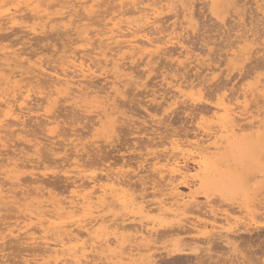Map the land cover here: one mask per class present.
Segmentation results:
<instances>
[{"label":"rangeland","instance_id":"374dc122","mask_svg":"<svg viewBox=\"0 0 264 264\" xmlns=\"http://www.w3.org/2000/svg\"><path fill=\"white\" fill-rule=\"evenodd\" d=\"M105 1L106 0L101 1V2H103V4H104ZM115 1L110 0V2H109L107 0V3L105 2L106 4H104V5L100 2V5L102 4L100 8H102L104 10L100 9L101 11H100V14H98V15L99 16L102 15V13H104V11H105V14H108V12L109 13L114 12L115 10H113V9H115L120 4L121 0L120 1L118 0L116 2ZM144 1H147V0H141V2H144ZM187 1H190L192 3L191 11L192 10L194 11V12L192 11L193 18L191 19L190 24L189 23L184 24L185 19H184V17H182L183 16V8L181 6H179L178 4H176L178 7L176 5L172 6L173 8L170 9L172 12L167 11L168 9H165L164 13L163 12L160 13V17H158V19L160 18L159 19L160 21H158L159 22L158 26H159V29H161V27H162L163 29H161V30H164L163 32L162 31L160 32V34L162 33L163 38H164L163 33L167 31L166 29H170L169 26H171V28H172L173 25L178 26L181 23H183L184 27H188V29L191 28L187 32L188 35L185 32L182 33L183 35L181 34L182 35L181 36L182 41L184 40L183 42H184L185 46L189 47V48L188 47H186V48H188L189 51L190 50L192 51L191 53H192V56H194V58H195L194 54L200 56V57L197 56V58H199V59L201 58L202 62H201V60L200 61L198 60L199 64L202 63L201 66L198 64L197 61H196L197 63L196 62L194 63L195 60H193L192 67L190 66L191 69L188 70L189 69V67H188V69L186 68L187 70L186 69L184 70L182 68V66H180L178 64V62L176 60L180 59L179 57L181 55H184L183 52L185 50L182 49L181 47L177 46V45H175V46L170 45L168 47V49L166 51H164V52H167L166 56H163V58L160 57L162 59L155 58L153 60L152 64L154 66L152 65L150 67L149 63H147V61H149V60L144 59L145 57H142L141 55H138L136 59H133V61L129 60V63H127L129 65L126 64V66L128 68H125V69L128 70L129 67L130 68L132 67L130 71L128 70V72H129V74H131V76H132V74L134 75L133 76L134 80L132 79L134 83L132 82V84H130L131 85V87H130L128 81L123 82L125 84H122V85H125V86H122L120 88V90L122 89L121 90V93H122L121 97H123V98H120V97L118 98V97H116V95L113 96L114 92L111 89L112 83H113L112 82L113 77L111 74L112 69H111V67H110V69L108 67H105L107 70L104 69V71L106 70L108 72V73H105L106 71L104 72L103 68L101 70L102 66H100V65H102V64L99 65L100 69H99V67H98L99 70L97 69V71H99V72H97V74L94 75L96 78L91 77V78H93L92 80H90L91 78L89 80L87 79L89 83L86 82V80L84 81L86 83L83 82V85L84 86L86 85L87 88H89L88 91H90L91 88H92L91 91L92 90L93 91H92V96L87 101L79 103L80 105L78 104L77 106H74L76 104H74L73 101H71V100L66 101V100H64L65 97H61V96L60 97L58 96V97L60 98V100H63V102L60 101L59 98H56V97H53V98H56L55 101L52 98L50 100L51 101L53 100V102H49V101H47V98L45 95H41V94L37 95V92H35L36 94L33 93L31 99L29 100L30 102H28L29 110H31L32 113L31 112H30V114L28 113L29 115L27 114V116H25L26 114H24L22 116L24 118L21 117L22 120L24 121L23 122L21 120L22 128H20L21 124L14 125V124H12L13 123L12 121H10V124H8L9 121L7 123L5 122V129L6 130L4 131V133L5 132H7V133H5L4 135H5L6 140H7L6 146H8V147L0 146V149L2 150V151L0 150L1 154L3 153L0 158H3V157L4 158H15V154H16L17 155V157L15 159L16 162L20 161L19 164L30 162L29 164L32 163V165L38 166L39 170L36 167L35 168L37 170L35 168H34V170H32L33 169L32 167H25L26 169L25 168L22 169L21 166L17 165L18 163H15V161H13V163L10 164L12 162V160H11V162H9L10 160L7 162H1L0 161V179H4L7 183V184H5V183L3 184V185H6V187H4V188L8 187L9 189L11 188V189L18 191V193H21V192H19L20 188L22 189V186L25 184V183L23 184V182L21 180L24 179L25 176H26L25 179H28L29 177H31V179H33V176H32L33 174L36 175L35 173H38L40 176V173H41L44 176L41 175L40 179H42L43 177L45 179L48 178V179H46L45 183H43V181H42L44 178L41 180V183H43V186H41L42 184L38 185L37 183L33 184L31 186V184L29 183L30 186L28 184H25V186L27 185L28 188L25 189V186H24V188L22 190L24 191V189H25L26 192H29L30 190H32V191L35 190L37 187L38 188L40 187L42 189L44 188V192L46 195H44L43 198L40 197L41 199L38 197V199L40 201L42 200V201L47 203L46 199L49 200L51 198L50 200H52L54 202H56V201L60 202V201H64L65 198L68 196V193L65 192V191H67V189H68V191L73 190V187H70V185L72 183L77 181L76 183L78 185L83 184V185H85V188H87V190H89V188L91 189L90 186H92V184L90 183L91 181L88 180V178L86 176L96 175L99 177V179H100V177L102 179L103 175H105L104 172L108 168L112 167V169L115 172L116 171L118 172L122 169L121 166L123 163H127V167L124 168L126 171L124 169H123V171L129 172L128 170H130V171H132L133 169L135 170L137 168V166L141 165L140 163L142 161V165L144 163L143 166L146 165V168L148 167L147 170L145 168L143 169L144 172L151 171V172H148V174L150 176L147 173L144 174L145 177L147 176L145 181H148L150 183L149 185L146 184L144 186V188L148 189L147 191L143 192V190H142L143 188L138 185L139 182H137V185H138V188L139 187L140 188L138 190L135 188L137 190V192L134 188H133L134 190L131 189V191L129 192L128 190L124 189L126 187H124V188H122L120 186H119V188H118V186L117 187L115 186V188L112 187L108 181L106 182V179L105 180L100 179L102 182L101 181L99 182L98 188L100 186H102V187L107 186V189H109V191H111L112 189H117L111 193L116 199L120 198L118 196L119 194L117 193V191H119V190H120L119 191L120 193H122V192L124 193V192L128 191L131 194H135L134 196H137V197H139V195L141 196L145 193L147 195V193L150 192V194H149L150 196L148 197V195H147L146 201H149V206H150V204H152V209H154V210L152 211V209L149 208V211H151L150 213L148 212L147 214H141L139 212V210L137 211V208H133L131 206L129 207L126 204H118L117 203L118 207L115 205L114 206L111 205V206L106 207L105 204H103L97 200H94L93 203L87 202V204H86L89 207L92 205L90 207L91 209H87L88 214L86 211L85 218L83 219V225L84 226H86V223H88L89 226H91V227H89L87 225L86 228H92L93 227L92 228L93 230H95V228L96 229L99 228V231L95 230L97 233L98 232L100 233V234L98 233V235H100L101 238H102V236L103 237L105 236L104 240H106V239L110 240L111 239L110 240L111 242L113 239V243H114L115 239L112 238L111 236H114L116 234L117 229H118V231L119 230L120 231L119 232L117 231L116 235H118V233H119L120 236H124L125 233L126 234L128 233L127 234L128 236L129 235L134 236V234H135V233H133V232H135L134 231L135 229L134 230L131 229L130 231L132 232V234H130L131 233L130 231L122 232L123 229H119L117 227L120 224L118 222H120V221L123 222V221H125L124 219H126L125 224H128V223L131 224V222H132V224L136 223V225L138 224L139 226H141L140 224H142L144 227H146V224H147V227H146L147 230H148V228L150 230H153L158 225L157 229H155V230H157V231L158 230H164L165 232L162 233V231H160V232L159 231L158 232L157 231H155V232L151 231V238L149 237V241H148L149 247L148 246L147 247L140 246V247H138V251H135V253H138L139 255L141 254V256L139 257L140 259L137 260L138 262L140 261L139 264H144L145 263L144 260L146 259V257L147 258L149 257V259H146V260H149V261L154 260V264H264V129H261L260 131L252 129L249 126L250 121L249 120L245 121L246 124L244 122L241 123V125L244 124L243 126H245V129H244L245 131L238 133V137H239L238 140L239 141L237 143L232 144V145L221 143L220 147L223 146L220 148L221 151H219V150L217 151L216 148H213L211 150V153H210L211 155L209 154L210 156H206L207 157L206 167L210 169L209 174H215L216 176L217 175L218 176H217V178H215V180L212 181L214 184L210 183L208 186H206V184L203 183V180H204L203 176L204 175H202L201 177L200 176L195 177L197 175V172H196L197 169L195 167L196 165H195L193 158H197V160H199V158L197 157V154H198L197 151L193 147L186 146V144H185V148L183 146L181 151L178 149L180 151L179 152L178 150L173 149V147L171 146L172 144L169 143V142H171V140L176 141V142L180 141L179 143H181V142L184 143L187 141L192 142L199 137H203L202 140H205L207 138L205 140L206 145H213V142H215L214 139L208 138L205 131H207L208 133H211V132L214 133L213 132L214 130H215V132H216V130H218L217 126L219 125V122L214 117L213 113L216 111V106L220 102L229 103L228 101L231 100L230 103H233L232 104V105H234L233 108H235L236 111H238V112L245 113L244 116L251 118L250 119L251 122H254L255 120L257 121L261 118V116H259L260 113H262V112L264 113V93H263L264 92V67H263L264 66V5H263L264 0H229L230 5L228 2L227 8L229 7L230 9L229 8L225 9L224 8L225 5L224 6L222 5V7H219L217 10H214V7H211V6H213L212 0H202V1L201 0H187ZM234 1H236V2H234ZM108 2L109 3L115 2V3L111 4L112 6L110 7V4ZM208 2H210V3H208ZM231 2H233V3H231ZM231 4L234 5L235 7L237 4V7H236L237 10H235V7L232 6ZM106 5H108V7ZM102 6L103 7L106 6V7L103 8ZM106 8H110V9H106ZM176 8H177V10H176ZM194 8H195V10H194ZM240 10L242 11L241 14H243V15L241 17H243V18H241L239 20V18L237 17V14L240 12ZM178 11H180V12L177 13ZM213 12H214V14H213ZM180 13H182V16ZM98 20L99 19L97 18V20H95V21H98ZM19 27H20V29L18 27H16L18 29L15 28L17 31H14L12 29V31H14V32H12L11 30H6V29H5L6 31L3 30V32L0 33V36L2 37V41H0V42H2V44L0 43V46H3V45L9 46L10 45V47H13L12 45L14 44V47H13L14 50L20 51L19 48H21V51H22V49L23 50L25 49L24 51L27 52L28 54H30L29 56H32V55H34V53L38 52L34 56L37 57L38 59L41 58L40 60L45 61V64H46L45 66L46 67L48 66L47 68L50 67L49 70H51L52 68L53 69L60 68V61L58 62V60H60V58L63 56V53H62L63 50L68 49L71 45H72V49L74 47L81 48V46H82L81 43L78 44L76 41V37L78 35L75 34V31H69L67 29L69 32L67 31V33H66L65 32L66 29L63 27H60V26H58L52 30L49 29V30H47L48 32H46V33H43V34L38 33L35 35L34 34H30V35L26 34L25 32H23L24 29L23 28H22L23 30L21 29L22 25H20ZM94 28L100 29L99 27H97V25ZM64 29H65V31H64ZM20 30H21V32H20ZM9 32H12V33H9ZM72 32H74L75 35H73ZM153 32H154V30H153ZM49 33H50V35H49ZM2 34H3V36H2ZM11 34H13V35H11ZM20 34H22V35H20ZM24 34H26V36L29 35L30 39H28V37H26ZM62 34H64V35H62ZM167 34L165 35V37L167 36ZM37 35H39V36H37ZM47 35H48V37H47ZM155 35H156V33H155ZM155 35H154L155 38H157V37L162 38V36L159 35V33H157V35H156L157 37ZM35 36L37 39L35 38ZM183 36H185V37L183 38ZM252 36H254V37H252ZM20 37H21V39H20ZM4 38L5 39L7 38L9 40L8 41L5 40V42H4V40H3ZM57 39H58V41H57ZM254 39H256V40H254ZM72 40L74 41V43H76L75 46H74V43ZM68 41H71V42H68ZM240 41H242V42H240ZM28 42H30V43H28ZM235 42H237V44ZM16 43H18V44L20 43V44L19 45L17 44V46H15ZM35 43L38 45L36 46ZM21 44H22V46H21ZM23 44H24V46H23ZM19 46H21V47H19ZM16 47H18V48H16ZM177 47H179V48L177 49ZM27 48H28V50H27ZM45 49H48V50H45ZM181 49L184 51L182 52ZM174 51H175V53H174ZM251 53H253V54L251 55ZM141 57L143 60L141 59ZM164 57H166V58H164ZM156 59H158V60H156ZM47 60L49 62H47ZM51 60H52V62H50ZM160 60H163V61H160ZM166 61H168V62H166ZM191 61L192 60H190V62ZM207 61H208V63H207ZM132 62H133V64H132L133 66L131 65ZM143 62H144V64H143ZM203 64H205V65H203ZM167 65H169V66L167 67ZM195 65H196V68L194 69ZM174 66H176V67H174ZM199 66L201 69L197 68ZM103 67H104V64H103ZM210 67H212V68L215 67L216 69L213 68V70H212V68H211L212 71H210ZM136 68H138V69H136ZM165 68H166V70H165ZM175 68H178V69H176V71H175ZM149 69H151V70H149ZM192 69H194V70H192ZM108 70L109 71L111 70L110 71L111 73ZM172 70H173V72H172ZM181 70H183V71H181ZM198 73H201V74L199 75ZM206 73H208V74L206 75ZM108 74H109V76H111V78L108 76ZM136 74H137L138 78H136ZM140 74H142L143 76L145 75V76L143 77ZM202 74H203V76H202ZM211 74H213V75H211ZM106 75L108 76L107 78L105 77ZM8 76L14 80V79H18L21 76L24 77L25 75L23 74V72H20L16 69H13L11 71V73L8 74ZM99 78H101V79H99ZM188 78H189V81H188ZM179 79L181 81L183 80L188 86L186 88H183L184 96L181 98L178 95L175 99L172 98L171 100H168V102L166 104H161L162 102H164V99H167V98L169 99L174 94V92H173L174 90L172 89L171 86L175 85L176 80H179ZM198 83L200 84L199 86H198ZM97 84L99 86L102 85L103 87H101V86L99 87ZM86 86H85V88H86ZM258 86H260V87L258 88ZM105 87L106 88L108 87L106 90L109 91V95H108L107 91L105 90ZM156 90H157V92H156ZM249 90L251 92H249ZM98 91H100V93H102V94L105 92L104 96H110L111 102H113V99L117 100L115 102V104L118 106L117 109L120 111V113H118L116 116H111L108 118L104 117V115H102L103 112L101 111L102 110L101 104L99 103V101H97L95 99L96 94L93 95V92L98 93ZM126 91L128 92V94ZM141 92H142V94H141ZM146 92H147V94H146ZM160 92H162V93H160ZM247 93H248V95H247ZM38 94H39V92H38ZM245 94L247 95V97ZM244 95H245V97H244ZM156 97H158V98H156ZM177 98H179V99H177ZM245 98L249 102H247ZM244 101H246L248 103V105H246L247 103L245 104ZM48 103H50V104H48ZM31 104H33V106ZM59 104H60V109H59ZM244 104L246 105V107ZM64 105H65V108H64ZM84 106H86V108H84ZM42 107H44V108L42 109ZM69 107H71V108H69ZM33 108H35V110ZM48 108H49V110H48ZM127 109H128V112H127ZM149 109H151V110H149ZM37 110H39V111H37ZM84 110H86V113ZM82 111H83V113H81ZM122 113H125V114L122 115ZM148 113L151 117L149 115H147ZM86 114H88V115H86ZM120 114L122 115V117L127 114L126 115L127 117L125 116L126 119L123 117L125 120H121ZM133 114H135V115H133ZM246 114H248V115H246ZM118 115L120 116V119H119ZM38 116H39V118L37 120ZM101 116L104 118H102ZM219 116H220V114H219ZM109 118H110V120L112 119V122L109 121ZM127 118L129 120H131V122L130 121H129V123L125 122L126 124H124V121H126ZM211 118H214L215 120L211 119ZM46 120H47V122H46ZM44 123L46 126H44ZM111 123L114 126L111 125ZM214 126H215V128H214ZM116 127H117V129H116ZM246 127H247V129H246ZM249 127H250V129H249ZM18 128L20 129V132H19ZM9 130L11 131V133ZM246 130H248V131H246ZM133 131H135V132H133ZM173 133L175 136L173 135ZM58 134H60V135H58ZM144 134L146 137L144 136ZM170 134H172V135H170ZM50 135H51V137H50ZM194 135H195V137H194ZM69 136H70V138H69ZM183 136H186V137H183ZM53 138H55V139H53ZM60 138H61V141H63V143L60 141ZM163 138L165 139V141ZM80 139H81V141H80ZM152 139H154L155 141H153ZM210 140H212V141H210ZM55 142H57V143L55 144ZM167 142H168V144H167ZM24 143H25V145H24ZM51 143L53 145H51ZM79 143H81V144H79ZM86 143H87V145H86ZM153 143L154 144L157 143V144L152 146ZM91 145H93V146H91ZM127 145H128V147H127ZM158 145H159V147H158ZM30 146H31V149H30ZM41 146H43V147H41ZM136 146L137 147L139 146V147L137 148ZM45 147L47 149H45ZM88 147H89V149H88ZM151 147H153V148H151ZM58 148H59V150H58ZM122 148H123V150H122ZM146 148H148V149H146ZM48 149H50V150H48ZM90 149H91V151H90ZM128 149H129V151H128ZM14 150H15V152H13ZM45 150H47V151L45 152ZM174 150L177 154V159H179V161H181L180 162L181 165L187 164L188 166L187 165L186 166H187V168L189 167L188 169L190 171L189 174L193 176V178H192V176L190 178V175H189V179H188L190 186H192L191 190H190V188L186 187V184H184V180L182 181V180H180V178H178V180H177V178L174 179L175 185L179 184V185H177V187L182 193L189 194V192L192 191L196 195L197 200L199 201L198 203L200 204V206H202V207L207 206L210 208V209L207 208V210L214 209L215 211H217V213L219 215L229 214L232 217V218L230 217V219H233L230 221L231 222L230 225H227L230 222L227 224H226V222H224L223 217L221 218L220 216H217V218L218 217H219V219L221 218L219 221V219L214 218L211 214H210L211 216H209V217L205 216L206 214L208 215V213L206 212L207 210L202 209V208H201L202 210L197 208V211H196V208L194 209L198 215L196 213H194V211L192 212V210L191 211L189 210L190 211L189 212L188 209H186L187 210L186 211L184 208L181 209V208H177L176 206H170L169 207L167 205L168 206L167 207L165 205V207L163 206V208L161 210L159 209L160 211L158 209H155L158 207L159 203L163 202L164 204L166 203V204L170 205V204H172V202L168 201L166 199L167 198L166 196H162V197L160 196L161 192L167 193V192H165L166 187L164 186L167 183V181H164V179H161V176H160V178L158 176L156 178L155 176L161 175L162 173H160V172L163 169H165V167H164V163H162L164 161H160L159 164H161L162 166H160L159 164H157V165L161 167V169H162L161 170L160 167L155 165V163L157 161L155 162L154 158L159 156V159L163 160V158H165L167 156V154H169L170 152H172ZM79 151H80V154H78ZM24 153H25V155H24ZM50 155H51L52 160H50ZM213 155H214V158L212 157V159H211V156H213ZM10 156H12V157H10ZM78 156H79V158H77ZM142 157H144V158L142 159ZM130 159H131V162H130ZM146 159H148V160H146ZM46 160H48V161H46ZM144 160H146V161H144ZM185 160L187 162H184ZM204 160L206 161V158ZM209 160H210V162H209ZM245 160H246V162H245ZM34 161H35V163H34ZM98 162H99V164H98ZM118 162H120V163L122 162V163L119 164ZM182 162H184V163L182 164ZM82 163L84 164V166H82L83 165ZM114 163H116V164L118 163V165H117L118 168L114 165ZM129 163H131V164H129ZM136 163H138V164H136ZM208 163H210V165ZM219 163H220V165H219ZM40 165H41V167H40ZM213 165L215 166V168ZM18 166H19V168H18ZM63 166L64 167L66 166V167L64 168ZM79 166H81V167H79ZM153 166H154V168H153ZM211 166L213 167V169L211 168ZM85 167H86V169H85ZM90 167H92V168H90ZM151 167L153 168V170ZM162 167H164V168H162ZM156 168H159V170ZM51 170L52 171L54 170L55 175L53 174V172H51ZM211 170L213 173L211 172ZM3 173H5V174H3ZM156 173H159V174H156ZM165 174L166 173H164L163 175L165 176ZM54 176L56 178H54ZM20 177H23V178H20ZM197 178H198V180H197ZM75 179H76V181H75ZM81 179H83V180H81ZM167 179H169V178H167ZM199 179L202 181H200ZM4 180H3V182H5ZM47 180H49V181H47ZM163 181H164V185H163ZM176 181H178V182H176ZM134 182H136V181H134ZM182 182H183L184 186H183ZM19 183H20V185H19ZM86 183H88V184H86ZM107 183H109V185H110L109 187H108ZM155 183H156V185H154ZM200 183H202V185ZM51 184H53V185H51ZM153 185L155 186V188H157L155 191L153 190V187H154ZM10 186H12V187H10ZM156 186H159V187H156ZM28 189H30V190L28 191ZM127 189H128V187H127ZM209 190L211 193L209 192ZM154 192H156L155 194H157V193L158 194L157 195L151 194ZM20 195H22V194H20ZM19 197H22V196H19ZM33 198H36V196L35 197L33 196ZM30 200H32V199H30ZM162 200H164V201H162ZM204 201L205 202L207 201V202L205 203ZM30 202L31 201H29L28 203H30ZM157 202H158V204H157ZM95 203H97V205ZM93 205H95L96 207L95 206L93 207ZM16 206L17 205H12V204L8 205V207H6V206L4 207V205L1 206V210L3 209L2 207H4V209L5 208L6 209L5 210L3 209L2 211L0 210L1 217H4L3 219L0 218V225H2L4 223L5 225L4 224L3 225L6 227V223H8L7 225L11 224V223H9L10 219H7V218L11 217L13 215L14 216L17 215V213H18L17 211H19V210L17 208L18 206L17 207ZM88 206H87V208H88ZM97 206H99V207L97 208ZM13 207H16V208H13ZM173 207H176L177 209H179V211L176 210L178 212L177 216H175L176 211H173L174 210ZM164 209H169V211L164 210ZM11 210H13L12 215L9 213V212H11ZM94 210H96V211H94ZM198 210H200V211H198ZM4 211L5 212L7 211V213H5ZM201 211H203V213H201ZM205 212H206V214H204ZM19 213H18V215L21 214V213L20 214ZM201 214H203V215L201 216ZM259 214H261V215H259ZM14 216L11 217V219L12 218L15 219L16 216L15 217ZM185 216L187 219L185 218ZM103 218H105V220H106L105 222H103V220H104ZM195 218H197L198 220L195 221L196 220ZM199 218H200V220H199ZM202 218H203L204 222H206V224H204L206 226L203 225L204 227H202V225H201V226L195 227L194 225H197L198 223L196 224V222H198V221H200L202 224L204 223V222H202ZM13 219H12V221H13ZM115 219H117V220H115ZM121 219H123V220H121ZM3 220H5V221H3ZM113 220H114V222H116V225L118 224L117 226H114ZM87 221H89V222H87ZM190 221H192V222H190ZM90 222H91V224H90ZM186 222H188V223H186ZM144 223H145V225H144ZM152 224H153V226H152ZM211 224L212 225L216 224L217 229L213 228V230H211V227H213V226L216 227V225L211 226ZM180 225H182V227ZM94 226H96V227H94ZM106 226L108 228H106ZM139 226H136V229L137 228L139 229ZM113 227H116V229ZM186 227H187V229L189 227V229H188L189 231H185ZM194 227H195V229H194ZM205 227H207V228H205ZM218 227H219V229H218ZM221 227H224V229H222ZM190 228H191V230H190ZM227 228H229L230 231H226ZM2 229L0 227V233H1V231H2V234L9 233L7 229H6L7 232H5ZM114 229H115V231H114ZM179 230H180V232H182V233L185 232V233L182 234V233L178 232ZM221 230H222V232H221ZM107 231H109V232H107ZM52 232L53 231L50 230V233H48V234L51 235ZM152 232H153V235H152ZM156 232H157V234H156ZM168 232H170V233L168 234ZM220 232H221V234H220ZM231 232H233V233H231ZM235 232H236V235H235ZM113 233H114V235H113ZM212 233H214V235L219 234L220 236L215 235V237H214L215 240L213 241V243H211L209 245L208 241H206L207 240L206 238L210 237V236H214ZM223 233H225V234L228 233L229 235L233 236V239L231 236H229V240H231L230 243L231 244L233 243L234 246H233V244L231 246H227L226 244L223 243L226 239V236H227V235H224ZM53 234H54V232H53ZM154 234H155V236H154ZM7 235L9 236V234H6L4 236V238L7 237ZM98 235H95V232H94L93 236L96 237ZM108 235H110V237ZM165 235H166V237H165ZM168 235H169V237H168ZM152 236H154V237H152ZM114 237H116V236H114ZM193 237H196V238L198 237L199 240H198V238L196 240H194L195 238H193ZM7 238H5L6 240L4 239L5 242H3V240L2 241L0 240L1 243L2 242L4 244L6 243L3 247H1L3 249H0V252H1L0 256L3 254L6 259L9 258V260H11V262H9V260H8V262H9L8 264H16V263L20 264V261H21V264H23V263L24 264H37L36 261H38L39 257H37L38 256L37 252L33 251L35 249L34 247H33V249H31L30 247L25 249L26 244L22 240L21 241L24 243V245H23V243L21 244V241H20V244L22 245V246H20V244L17 243L18 241L16 243L14 242L17 238L13 237L14 238L13 241L11 240L12 237H9L10 240H9V238L8 239ZM181 238L183 240L185 238L186 239L183 242H181L182 241ZM189 238H192V240H189ZM18 240H19V238H18ZM96 240H99V238H97ZM104 240H102V242ZM151 240H153V241H151ZM197 241H200V242H197ZM204 241L207 242L206 245H205ZM97 242L98 241H96V243ZM121 242L124 243V241L122 239H121ZM180 242L182 245L180 244ZM17 244H19V246ZM97 244L99 245V243H97ZM111 245L112 246L114 245L113 248H115V246H117L116 244H111ZM131 245H135V244L127 242L125 245H123V247L125 246V248H123V247L122 248L125 249V251L127 253L129 249L133 248ZM136 245H138V244L136 243ZM0 246H2V245H0ZM99 246L102 249L101 250L102 252H103V249H105V250L107 249L103 245H102L103 247L101 245H99ZM112 246H111V251L113 250L112 254L115 255L114 252H116L117 250L115 251V249H112ZM130 246H131V248H130ZM180 246H182V247H180ZM193 246L195 248L192 249ZM127 247H128V249H126ZM13 248H14V250H13ZM100 248H98V249H100ZM196 248H197V250L195 251ZM28 249H29V251H28ZM116 249H118V251H119V248H116ZM184 249L187 253L184 251V253L180 254L177 251V250H184ZM189 249H191V250H189ZM210 250H212V251H210ZM12 251L14 254L13 255H12V253L9 254ZM17 251L19 253H22V254L16 253ZM24 251H26L27 253ZM31 251H33V252H31ZM98 251H99L98 253H100V255L103 258H105L106 255H107V257H109L108 254H111V251L108 252V249H107L106 253L105 252L102 253L100 250H98ZM120 251H122V250H120ZM4 253H6V254H4ZM17 254H19V256H16ZM33 254H35L34 257H32ZM112 254L109 257L110 259H112V257H111V256H113ZM116 255L113 257L114 259H112L114 261L108 262V259L105 258L107 261L104 259L103 261H105V262H102V263L103 264L104 263H106V264H108V263H111V264H114V263L115 264H122V263L123 264L124 263L125 264H133L134 263V264H136V262H134L135 260H132L131 263L128 260L126 262V260H125L126 255L122 256L124 258V260H122L123 258L122 259L119 258L118 257L119 255H117V256ZM116 257H118V258H116ZM141 258L142 259L145 258V259H143V261L141 262ZM6 259H5V261H7ZM2 260H4V259H2ZM0 262H1V260H0ZM146 262H148V261H146ZM152 262H150V263H152Z\"/></svg>","mask_w":264,"mask_h":264},{"label":"bare ground","instance_id":"6f19581e","mask_svg":"<svg viewBox=\"0 0 264 264\" xmlns=\"http://www.w3.org/2000/svg\"><path fill=\"white\" fill-rule=\"evenodd\" d=\"M101 1H104V0H0V33L3 32V30H11L12 29L14 31H17L16 29H20V25H22L21 29L23 28L24 31L26 34H38V33H46L48 32L47 30L49 29H55L56 27L60 26V27H63L66 29H64V31L67 33V31H75V34L78 35L76 37V41L77 43H81V48H76L74 47L72 49V45L68 48V49H65L63 50V56L60 58V60H58V62L60 61V68L58 69H53L52 67V71L49 70V68H47L45 65V61L43 60H40L41 58H37L35 57L34 55H36L38 52L34 53V55L32 56H29L30 54H28L27 52H25L23 49L21 51V48L20 51L19 50H14V44L12 45L13 47H10L7 46V45H3V46H0V146L2 147H8L6 146V137H5V132L4 131L6 130L5 129V122L7 123L9 121L8 124H10V121H12L14 125H18V124H21V120L22 117L24 114H26L25 116H27V114L31 112V110H29V105H28V102H30L29 100L31 99L32 97V94L37 92V95H45L46 98H47V101L49 102H53V100L55 101L56 98H59L60 96L61 97H65L64 100L66 101H73L74 106H77L79 103H82L84 101H87L91 96H92V91L90 89V91H88L89 88H85V86L83 85V82L86 80V82H88V80L91 78V77H95L94 75L97 74V69L99 67L100 69V66L101 67V70L103 68V71L104 69H106L105 67H108L110 69H112V77H113V83H112V90L114 92V95H116V97H120V98H123L121 97L122 96V93H121V90L120 88L122 86H125V85H122V84H125L123 82H126L128 81L129 85L132 84L133 80H134V75L132 74H129L128 70L130 71L131 68L129 67V69H125V68H128L126 66L127 63H129V60H132L133 59H136L138 55H141L142 57H145L144 59H148L149 61H147V63H149V66L151 67L153 64V60L155 58H160L163 56H166L167 52H164L168 49V47L170 45H177L179 47H181V51L183 52L184 55H181L179 58L180 59H177L176 61L178 62V64L180 66H182V68L185 70L186 68L190 70V66L192 67V62L193 60L194 63L197 61L198 64H199V61L201 60V58H197L198 55L194 54L195 55V58L194 56H192V51L190 50L189 51V47L188 46H185L184 44V40L182 41V33H186L188 35V27H184L183 23H181L180 25L176 26V25H173L172 28L171 26L170 29H166L167 33L164 32V38L162 36V33L160 34V32L164 31V30H161L163 29L161 27V29H159V22L160 21L158 19V17H160V13L165 11V9H168L167 11H171L170 9H172L174 5L178 4L179 6H181L183 8V16H182V13L181 16L184 17L185 19V22L184 24H187L191 22V19L193 18V13L191 11V6H192V3L190 1H185V0H147V1H144V2H141V0H119L120 1V4L113 10H115L114 12H111L108 14H105V11L104 13H102V15H98L100 14V11L101 10H104L101 7V5L103 4V2ZM110 2V0H108ZM115 1V0H113ZM118 1V0H116ZM115 1V2H116ZM202 1V0H201ZM100 2L102 3L100 5ZM107 3V0L105 1ZM104 2V4H106ZM108 2V3H109ZM112 2V1H111ZM114 2V3H115ZM207 2V1H206ZM213 2V6L211 7H214V10H217L219 7H222V5L224 6L225 5V9L227 8V4L229 2V0H212ZM211 2V3H212ZM236 2V1H234ZM239 2V1H238ZM114 3H109L110 4V7L112 6L111 4H114ZM147 3V4H146ZM205 3V2H204ZM203 3V4H204ZM210 3V2H208ZM233 3V2H231ZM245 3V2H244ZM103 4V5H104ZM108 4V5H109ZM108 5H106L108 7ZM229 5H230V2H229ZM232 5V4H231ZM264 5V4H263ZM106 6H102L103 8H105ZM115 6V5H114ZM177 6V5H176ZM234 6V5H232ZM240 6V5H239ZM178 7V6H177ZM235 7V6H234ZM236 7H237V4H236ZM235 7V10H237ZM229 8V7H228ZM227 8V9H228ZM101 9V10H100ZM106 9H110V8H106ZM105 9V10H106ZM230 9V8H229ZM163 10V11H162ZM177 10V8H176ZM195 10V8H194ZM222 10V9H221ZM239 10V9H238ZM108 11V10H107ZM175 11V10H174ZM173 11V12H174ZM172 12V11H171ZM170 12V13H171ZM180 11H178L177 13H179ZM194 12V11H193ZM241 10L240 12L237 14V17L239 18V20L243 17H241L243 14H241ZM214 14V12H213ZM231 14V13H230ZM236 14V13H235ZM248 14V13H247ZM258 15V14H257ZM162 16V15H161ZM165 16V15H164ZM176 16V15H175ZM174 16V17H175ZM180 16V17H181ZM100 17V18H99ZM196 17V16H195ZM215 17V16H214ZM97 18L99 19L98 21H95L97 20ZM102 18V19H101ZM158 19V20H157ZM251 19V18H250ZM198 20V19H197ZM249 23V22H248ZM175 24V23H174ZM97 25V27H99L100 29H96L94 28L95 26ZM255 25V24H254ZM187 26V25H186ZM191 26V25H190ZM18 27V28H16ZM198 27V26H197ZM246 27V26H245ZM16 28V29H15ZM62 28V29H63ZM76 28V29H75ZM167 28V27H166ZM252 28V27H251ZM22 29V30H23ZM68 29V30H67ZM5 30V31H6ZM154 30V32H153ZM160 30V31H159ZM197 30V29H196ZM4 31V32H5ZM12 31V32H14ZM19 31V30H18ZM60 31V30H59ZM68 31V32H69ZM156 31V32H155ZM8 32V31H7ZM12 32H9V33H12ZM21 32V30H20ZM61 32V31H60ZM255 32V31H254ZM8 33V34H9ZM16 33V32H15ZM14 33V34H15ZM65 33V34H66ZM71 33V32H70ZM73 35L74 32H72ZM157 33H159V35L162 36V38H158L156 35ZM4 34V33H3ZM2 34V36H3ZM6 34V33H5ZM23 34V33H22ZM20 34V35H22ZM26 34H24L26 36ZM167 34V36L165 37V35ZM182 34V35H181ZM190 34V33H189ZM13 35V34H11ZM29 35L26 36L29 38ZM50 35V33H49ZM64 35V34H62ZM154 35L157 37L155 38ZM253 35V34H252ZM7 36V35H6ZM39 36V35H37ZM232 36V35H231ZM244 36V35H243ZM247 36V35H246ZM10 37V36H9ZM8 37V38H9ZM12 37V36H11ZM22 37V36H21ZM20 37V39H21ZM48 37V35H47ZM154 37V38H153ZM185 36H183L184 38ZM187 37V36H186ZM242 37V36H241ZM254 37V36H252ZM23 38V37H22ZM33 38V37H32ZM36 38V36H35ZM46 38V37H45ZM53 38V37H52ZM238 38V37H237ZM240 38V37H239ZM248 38V37H247ZM37 39V38H36ZM39 39V38H38ZM42 39V38H41ZM55 39V38H54ZM4 42L5 40L8 41L9 39H3ZM23 40V39H22ZM35 40V39H34ZM243 40V39H242ZM245 40V39H244ZM256 40V39H254ZM0 41H2V37L0 36ZM13 41V40H12ZM18 41V40H17ZM48 41V40H47ZM52 41V40H51ZM50 41V42H51ZM58 41V39H57ZM56 41V42H57ZM73 41V40H72ZM186 41V40H185ZM14 42V41H13ZM12 42V43H13ZM68 42H71V41H68ZM67 42V43H68ZM239 42V41H238ZM242 42V41H240ZM2 44V42H0ZM11 43V44H12ZM30 43V42H28ZM27 43V44H28ZM45 43V42H44ZM65 43V42H64ZM74 43V41H73ZM237 44V42H235ZM255 43V42H254ZM18 43H16L15 46H17ZM20 44V43H19ZM18 44V45H19ZM36 44V43H35ZM240 44V43H239ZM252 44V43H251ZM38 44H36L37 46ZM46 45V44H45ZM60 45V44H59ZM76 45V43H74V46ZM189 45V44H188ZM22 46V44H21ZM19 46V47H21ZM24 46V44H23ZM32 46V45H31ZM35 46V47H36ZM39 47V46H38ZM42 47V46H41ZM40 47V48H41ZM47 47V46H46ZM55 47V46H54ZM61 47V46H60ZM59 47V48H60ZM177 47V49L179 48ZM188 47V48H186ZM18 48V47H16ZM24 48V47H23ZM31 48V47H30ZM29 48V49H30ZM51 48V47H50ZM192 48V47H191ZM49 49V48H48ZM48 49H45V50H48ZM61 49V48H60ZM173 49V48H172ZM176 49V48H175ZM255 49V48H254ZM262 49V48H261ZM28 50V48H27ZM59 50V49H58ZM170 50V49H169ZM260 50V49H259ZM258 50V51H259ZM263 50V49H262ZM30 51V50H29ZM28 51V52H29ZM50 51V50H49ZM52 51V50H51ZM171 51V50H170ZM178 51V50H177ZM59 52V51H58ZM172 52V51H171ZM180 52V51H179ZM261 52V51H260ZM263 52V51H262ZM70 53V54H69ZM175 53V51H174ZM181 53V52H180ZM68 54V55H67ZM191 54V55H190ZM253 53H251L252 55ZM190 55V56H189ZM228 55V54H227ZM259 55V54H258ZM171 56V55H170ZM192 56V57H191ZM229 56V55H228ZM141 57V59H142ZM175 57V56H174ZM200 57V56H198ZM54 58V57H53ZM160 58V59H162ZM166 58V57H164ZM168 58V57H167ZM182 58V59H181ZM185 60H184V59ZM254 58V57H253ZM261 58V57H260ZM156 59V60H158ZM216 59V58H215ZM214 59V60H215ZM46 60V59H45ZM49 60V59H48ZM47 60V62H49ZM143 60V59H142ZM164 60V59H163ZM163 60H160V61H163ZM190 60H192L190 62ZM199 60V61H198ZM43 61V62H42ZM138 61V60H137ZM146 61V60H145ZM144 61V62H145ZM165 61V60H164ZM189 61V62H188ZM218 61V60H217ZM52 62V60L50 61ZM131 62V61H130ZM143 62V64H144ZM168 62V61H166ZM175 62V61H174ZM196 62V63H197ZM202 62V60H201ZM200 62V63H201ZM141 63V62H140ZM146 63V64H147ZM193 63V64H194ZM204 63V62H203ZM208 63V61H207ZM102 64V65H100ZM103 64H104V67H103ZM133 64V62L131 63V65ZM142 64V63H141ZM162 64V63H161ZM202 64V63H201ZM201 64H199L201 66ZM49 65V64H48ZM51 65V64H50ZM53 65V64H52ZM55 65V64H54ZM100 65V66H99ZM129 65V64H127ZM160 65V64H159ZM174 65V64H173ZM197 65V64H196ZM196 65L194 67V69L196 68ZM205 65V64H203ZM126 66V67H125ZM133 66V65H132ZM148 66V65H147ZM154 66V65H153ZM169 65H167L168 67ZM197 67L198 69L200 68ZM56 67V66H55ZM140 67V66H139ZM172 67V66H171ZM176 67V66H174ZM208 67V66H207ZM264 67V66H263ZM149 68V67H148ZM181 68V67H180ZM212 67H210V71L213 70V67L212 70H211ZM13 69H16L20 72H23V74L25 75L24 77L21 76L19 77L18 79H12L8 76L9 73H11V71ZM98 69V70H99ZM138 69V68H136ZM163 69V68H162ZM176 69L178 68H175V71ZM186 69V70H187ZM192 69V70H194ZM201 69V68H200ZM209 69V68H208ZM216 69V68H215ZM107 70V69H106ZM105 70V71H106ZM127 70V71H126ZM151 70V69H149ZM166 70V68H165ZM174 70V69H173ZM172 70V72H173ZM203 70V69H202ZM205 70V69H204ZM104 71V72H105ZM148 71V70H147ZM179 71V70H178ZM183 71V70H181ZM180 71V72H181ZM197 71V70H196ZM128 72V73H127ZM146 72V71H145ZM205 72V71H204ZM214 72V71H213ZM105 73H108L107 71ZM109 73V74H110ZM147 73V72H146ZM202 73V72H201ZM201 73H198L199 75ZM108 74V76H109ZM135 74V73H134ZM196 74V73H195ZM205 74V73H204ZM208 73H206L207 75ZM104 75V74H103ZM139 75V74H138ZM142 75V74H140ZM192 75V74H191ZM213 75V74H211ZM107 75L105 76L106 78L108 77ZM143 76V75H142ZM145 76V75H144ZM143 76V77H144ZM179 76V75H178ZM188 76V75H187ZM190 76V75H189ZM203 76V74H202ZM201 76V77H202ZM205 76V75H204ZM111 78V76H109ZM186 77V76H185ZM207 77V76H206ZM93 78H91L90 80H92ZM96 78V77H95ZM136 78L137 77V74H136ZM88 79V80H87ZM101 79V78H99ZM109 79V78H108ZM133 79V80H132ZM183 79V78H182ZM186 79V78H185ZM144 80V79H143ZM166 80V79H165ZM97 81V80H96ZM131 83H130V82ZM183 81V80H182ZM180 79L179 80H176V84L171 86L172 89L174 90V94L168 99H164V102H162L161 104H166L168 102V100H171L172 98H176L178 95L179 97H183L184 94H183V88H186L188 87L187 84L183 81L182 82ZM188 81H189V78H188ZM259 81V80H258ZM257 81V82H258ZM84 82V83H86ZM95 82V81H94ZM137 82V81H136ZM171 82V81H170ZM169 82V83H170ZM187 82V81H186ZM89 83V82H88ZM109 83V82H108ZM134 83V82H133ZM263 83V82H262ZM94 84V83H93ZM92 84V85H93ZM90 85V84H89ZM96 85V84H95ZM98 85V84H97ZM111 85V84H110ZM127 85V84H126ZM149 85V84H148ZM157 85V84H156ZM193 85V84H192ZM200 84L198 83V86ZM99 86V85H98ZM101 87H103L102 85H100ZM99 86V87H100ZM196 86V85H195ZM219 86V85H218ZM93 87V86H92ZM96 87V86H95ZM131 87V85H130ZM168 87V86H167ZM193 87V86H192ZM260 86H258L259 88ZM98 88V87H97ZM108 88V87H107ZM105 87V90L107 89ZM219 88V87H218ZM95 89V88H94ZM128 89V88H127ZM99 90V89H98ZM164 90V89H163ZM169 90V89H168ZM217 90V89H216ZM220 90V89H219ZM104 91V90H103ZM108 95H109V91L106 90ZM221 91V90H220ZM247 91V90H246ZM245 91V92H246ZM39 92V94H38ZM127 92V91H126ZM143 92V91H142ZM141 92V94H142ZM157 92V90H156ZM159 92V91H158ZM168 92V91H167ZM170 92V91H169ZM249 92H251L249 90ZM258 92V91H257ZM105 93V92H104ZM104 93H100V91H98V93H94L93 92V95H95V99L97 101H99V103L101 104V111L103 112L102 115H104V117L108 118V117H111V116H116L118 113H120V111L117 109L118 106L115 104V102L117 100H114L113 99V102H111V97L110 96H104ZM106 93V94H107ZM162 93V92H160ZM264 93V92H263ZM36 94V93H35ZM128 94V92H127ZM130 94V93H129ZM144 94V93H143ZM147 94V92H146ZM132 95V94H131ZM140 95V94H139ZM246 95V94H245ZM244 95V97H245ZM248 95V93H247ZM246 95V97H247ZM59 96V97H58ZM150 96V95H149ZM155 96V95H154ZM36 97V96H35ZM39 97V96H38ZM53 97H56V98H53ZM256 97V96H255ZM53 100L51 101L50 99ZM158 98V97H156ZM155 98V99H156ZM161 98V97H160ZM259 98V97H258ZM41 99V98H40ZM43 99V98H42ZM179 99V98H177ZM246 99V98H245ZM249 99V98H248ZM60 100V98H59ZM63 102V100H60ZM59 101V102H60ZM96 101V102H97ZM157 101V100H156ZM226 101V100H225ZM231 101V100H230ZM230 101H228L229 103H226V102H220L219 104H217L216 106V111L213 113L214 114V117L217 119V121L219 122V125L217 126L218 127V130H215L213 131L214 133H208L207 131H205V133L207 134V137L208 138H211V139H214L215 142H213V145H206L205 144V140H202L203 137H199L197 138L196 140L190 142V141H187V142H184V143H179L180 141L176 142V141H173L171 140V143L173 149H176V150H180L183 148H185V144L186 146H190V147H193L196 151H197V157L199 158V160H197V158H193L194 159V162H195V167H196V172H197V175L195 177H198V176H203V183L206 184V186H208L210 183H213L212 181L215 180V178H217V176L215 174H209V168L206 167V162H207V157L206 156H210L211 154V150L213 148H216V150L218 151H221V143L222 144H228V145H232V144H235L237 143L239 140V137H238V133H241V132H244L245 130V126H243L244 124L241 125V123H245V121H250L249 123V126L252 128V129H255V130H258L260 131L261 129H264V113H260L259 116H261V118L259 120H255L254 122H251V118H248L247 116L245 117L244 114L245 113H242V112H238L236 111L235 108H233L234 105H232L233 103H230ZM247 102H249L247 99H246ZM244 101V103L246 104L247 102ZM254 101V100H253ZM263 101V100H262ZM46 102V101H45ZM58 102V103H59ZM89 102V101H88ZM234 102V101H233ZM257 102V101H256ZM68 103V102H67ZM151 103V102H150ZM46 104V103H45ZM50 104V103H48ZM64 104V103H63ZM71 104V103H70ZM118 104V103H117ZM125 104V103H124ZM244 104V105H245ZM256 104V103H255ZM33 106V104H31ZM80 105V104H79ZM84 105V104H83ZM248 105V103L246 104ZM245 105V107H246ZM257 105V104H256ZM38 106V105H37ZM100 106V105H99ZM117 106V107H116ZM239 106V105H238ZM237 106V107H238ZM83 107V106H82ZM125 107V106H124ZM236 107V108H237ZM242 107V106H241ZM32 108V107H31ZM36 108V107H35ZM35 108H33L35 110ZM44 107H42L43 109ZM64 108H65V105H64ZM71 108V107H69ZM75 108V107H74ZM84 108H86V106H84ZM88 108V107H87ZM123 108V107H122ZM160 108V107H159ZM32 109V110H33ZM47 109V108H46ZM59 109H60V104H59ZM89 109V108H88ZM153 109V108H152ZM187 109V108H186ZM249 109V108H248ZM49 110V108H48ZM71 110V109H70ZM79 110V109H78ZM81 110V109H80ZM126 110V109H125ZM151 110V109H149ZM156 110V109H155ZM161 110V109H160ZM39 111V110H37ZM76 111V110H75ZM74 111V112H75ZM85 113H86V110H84ZM131 111V110H130ZM41 112V111H40ZM56 112V111H55ZM127 112H128V109H127ZM133 112V111H132ZM160 112V111H159ZM32 113V112H31ZM83 113V111L81 112ZM95 113V112H94ZM131 113V112H130ZM28 114V115H29ZM54 114V113H53ZM125 113H122V115H124ZM220 114V116H219ZM34 115V114H33ZM32 115V116H33ZM78 115V114H77ZM83 115V114H82ZM88 115V114H86ZM121 115V114H120ZM121 115V120H125L126 117L123 116L122 117ZM135 115V114H133ZM149 115V113L147 114ZM158 115V114H157ZM248 115V114H246ZM98 116V115H97ZM119 116V115H118ZM150 116V115H149ZM22 117V118H21ZM58 117V116H57ZM102 117V116H101ZM102 117V118H104ZM151 117V116H150ZM245 117V118H244ZM39 116L37 117V120H38ZM100 118V117H99ZM105 118V119H106ZM123 118V119H122ZM129 118V117H128ZM127 118L126 121H124V124H126L125 122H128L129 121L131 122V120H129ZM165 118V117H164ZM41 119V118H40ZM39 119V120H40ZM46 119V118H45ZM118 119V118H117ZM119 119H120V116H119ZM211 119H214V118H211ZM54 120V119H53ZM94 120V119H93ZM92 120V121H93ZM154 120V119H153ZM215 120V119H214ZM23 121V120H22ZM51 121V120H50ZM109 121L112 122V119L110 120L109 118ZM119 121V120H118ZM137 121V120H136ZM161 121V120H160ZM159 121V122H160ZM213 121V120H212ZM24 122V121H23ZM45 122V121H44ZM47 122V120H46ZM94 122V121H93ZM98 122V121H97ZM96 122V123H97ZM121 122V121H120ZM135 122V121H134ZM101 123V122H100ZM110 123V122H109ZM114 123V122H113ZM119 123V122H118ZM136 123V122H135ZM102 124V123H101ZM151 124V123H150ZM246 124V123H245ZM13 125V126H14ZM111 125H113L111 123ZM134 125V124H133ZM170 125V124H169ZM9 126V125H8ZM24 126V125H23ZM44 126L45 123H44ZM92 126V125H91ZM94 126V125H93ZM101 126V125H100ZM114 126V125H113ZM216 126V125H215ZM214 126V128H215ZM20 127V126H19ZM102 127V126H101ZM248 127V126H247ZM246 127V129H247ZM249 127V129H250ZM8 128V127H7ZM11 128V127H10ZM14 128V127H13ZM22 128V124H21V127ZM89 128V127H88ZM87 128V129H88ZM125 128V127H124ZM136 128V127H135ZM163 128V127H162ZM202 128V127H201ZM19 129V128H18ZM24 129V128H23ZM117 129V127H116ZM119 129V128H118ZM203 129V128H202ZM248 129V130H249ZM52 130V129H51ZM90 130V129H89ZM106 130V129H105ZM121 130V129H120ZM127 130V129H126ZM146 130V129H145ZM144 130V131H145ZM149 130V129H148ZM164 130V129H163ZM169 130V129H168ZM246 130V131H248ZM10 131V130H9ZM8 131V132H9ZM16 131V130H15ZM18 131V130H17ZM23 131V130H22ZM21 131V132H22ZM49 131V130H48ZM117 131V130H116ZM128 131V130H127ZM171 131V130H170ZM174 131V130H173ZM188 131V130H187ZM251 131V130H250ZM19 132H20V129H19ZM126 132V131H125ZM135 132V131H133ZM156 132V131H155ZM180 132V131H179ZM11 133V131H10ZM108 133V132H107ZM124 133V132H123ZM204 133V134H205ZM13 134V133H12ZM16 134V133H15ZM14 134V135H15ZM105 134V133H104ZM127 134V133H126ZM129 134V133H128ZM156 134V133H155ZM169 134V133H168ZM180 134V133H179ZM8 135V134H7ZM60 135V134H58ZM65 135V134H64ZM143 135V134H142ZM172 135V134H170ZM174 135V133H173ZM181 135V134H180ZM186 135V134H185ZM197 135V134H196ZM199 135V134H198ZM9 136V135H8ZM62 136V135H61ZM67 136V135H66ZM71 136V135H70ZM69 136V138H70ZM100 136V135H99ZM103 136V135H102ZM145 136V134H144ZM143 136V137H144ZM163 136V135H162ZM166 136V135H165ZM164 136V137H165ZM175 136V135H174ZM173 136V137H174ZM177 136V135H176ZM192 136V135H191ZM200 136V135H199ZM204 136V135H203ZM206 136V135H205ZM11 137V136H10ZM9 137V138H10ZM13 137V136H12ZM51 137V135H50ZM53 137V136H52ZM64 137V136H63ZM68 137V136H67ZM66 137V138H67ZM146 137V136H145ZM183 137H186V136H183ZM195 137V135H194ZM197 137V136H196ZM46 138V137H45ZM56 138V137H55ZM53 138V139H55ZM62 138V137H61ZM61 138H60V141H61ZM100 138V137H99ZM115 138V137H114ZM162 138V137H161ZM179 138V137H178ZM63 139V138H62ZM79 139V138H78ZM82 139V138H81ZM80 139V141H81ZM107 139V138H106ZM116 139V138H115ZM151 139V138H150ZM157 139V138H156ZM164 139V138H163ZM169 139V138H168ZM52 140V139H51ZM67 140V139H66ZM69 140V139H68ZM76 140V139H75ZM99 140V139H98ZM102 140V139H101ZM121 140V139H120ZM135 140V139H134ZM153 141H155L154 139H152ZM11 141V140H10ZM15 141V140H14ZM32 141V140H31ZM42 141V140H41ZM49 141V140H48ZM79 141V142H80ZM85 141V140H84ZM139 141V140H138ZM146 141V140H145ZM149 141V140H148ZM162 141V140H161ZM165 141V139H164ZM168 141V140H167ZM212 141V140H210ZM9 142V141H8ZM58 142V141H57ZM55 142V144L57 143ZM63 143V141H61ZM88 142V141H87ZM98 142V141H97ZM121 142V141H120ZM129 142V141H128ZM147 142V141H146ZM41 143V142H40ZM78 143V142H77ZM133 143V142H132ZM142 143V142H141ZM159 143V142H158ZM166 143V142H165ZM220 143V144H219ZM54 144V145H55ZM81 144V143H79ZM157 144V143H155ZM153 143L152 146L155 145ZM164 144V143H163ZM168 144V142H167ZM12 145V144H11ZM22 145V144H21ZM25 145V143H24ZM39 145V144H38ZM51 145H53L51 143ZM87 145V143H86ZM90 145V144H89ZM135 145V144H134ZM144 145V144H143ZM14 146V145H13ZM60 146V145H59ZM93 146V145H91ZM117 146V145H116ZM11 147V146H10ZM29 147V146H28ZM43 147V146H41ZM51 147V146H50ZM83 147V146H82ZM81 147V148H82ZM113 147V146H112ZM124 147V146H123ZM128 147V145H127ZM137 147V146H136ZM139 147V146H138ZM137 147V148H138ZM143 147V146H142ZM159 147V145H158ZM53 148V147H52ZM64 148V147H63ZM86 148V147H85ZM136 148V149H137ZM153 148V147H151ZM156 148V147H155ZM192 148V149H193ZM9 149V148H8ZM19 149V148H18ZM27 149V148H26ZM30 149H31V146H30ZM45 149H47L45 147ZM51 149V148H50ZM48 149V150H50ZM65 149V148H64ZM89 149V147H88ZM125 149V148H124ZM148 149V148H146ZM223 149V148H222ZM1 150V149H0ZM6 150V149H5ZM57 150V149H56ZM59 150V148H58ZM71 150V149H70ZM73 150V149H72ZM95 150V149H94ZM123 150V148H122ZM121 150V151H122ZM153 150V149H152ZM159 150V149H158ZM178 150V151H179ZM215 150V151H216ZM2 151V150H1ZM1 151H0V157L2 156L1 154ZM12 151V150H11ZM20 151V150H19ZM36 151V150H35ZM47 150H45L46 152ZM69 151V150H68ZM91 151V149H90ZM93 151V150H92ZM120 151V150H119ZM129 151V149H128ZM132 151V150H131ZM179 151V152H180ZM5 152V151H4ZM15 152V150L13 151ZM83 152V151H82ZM114 152V151H113ZM125 152V151H124ZM123 152V153H124ZM20 153V152H19ZM23 153V152H22ZM21 153V154H22ZM33 153V152H32ZM119 153V152H118ZM175 153V154H174ZM182 153V152H181ZM10 154V153H9ZM12 154V153H11ZM15 154V153H14ZM44 154V153H43ZM80 154V151L79 153ZM86 154V153H85ZM174 154V155H173ZM183 154V153H182ZM210 154V155H209ZM213 154V153H212ZM25 155V153H24ZM46 155V154H45ZM44 155V156H45ZM70 155V154H69ZM173 155V156H172ZM4 156V155H3ZM42 156V155H41ZM47 156V155H46ZM83 156V155H82ZM166 156V155H165ZM12 157V156H10ZM17 155L15 154V158H0V161L1 162H12L10 164L13 163V161H15ZM48 157V156H47ZM63 157V156H62ZM70 157V156H69ZM76 157V156H75ZM85 157V156H84ZM108 157V156H107ZM110 157V156H109ZM120 157V156H119ZM132 157V156H131ZM130 157V158H131ZM148 157V156H147ZM212 157L214 158V155L211 156V159ZM23 158V157H22ZM29 158V157H28ZM49 158V157H48ZM79 158V156L77 157ZM83 158V157H82ZM92 158V157H91ZM114 158V157H113ZM129 158V157H128ZM144 157H142L143 159ZM206 158V161L204 160ZM183 159V158H182ZM187 159V158H186ZM210 159V160H211ZM32 160V159H31ZM50 160L51 159V155H50ZM59 160V159H58ZM57 160V161H58ZM108 160V159H107ZM106 160V161H107ZM121 160V159H120ZM148 160V159H146ZM144 160V161H146ZM155 160V165L159 164L160 161H164L162 163H164V167L165 169H161L160 166H162L161 164H159L160 166V170L162 173L161 175H156L155 177L157 178V176L160 178L161 176V179H164V181H167V183L164 185V181H163V185L166 187H164L166 189L165 192L167 193H164V192H161V197L162 196H166L167 200L168 201H171L172 204H164L162 201V203H159L157 202L158 204V207L155 208V209H162L163 206L165 207V205L167 206H176L177 208H184L185 210L188 209V211L192 210V212L194 211V213L197 214V208L199 209H206L209 208L207 206H200V204L198 203L199 201L197 200V197L196 195L190 191L189 194H185V193H182L177 185H175L174 183V179L177 178H180V180H184V184H186V187L190 188L191 190V187L190 186V183L188 182V179H189V167L187 168L186 165H181V161H179V159H177V154L174 151L170 152L169 154H167V156L165 158H163V160H160L159 159V156L158 157H155L154 158ZM209 160V162H210ZM48 161V160H46ZM64 161V160H63ZM123 161V160H122ZM136 161V160H135ZM20 162V161H19ZM19 162H16L15 163H18L17 165L21 166V168H25V167H32L34 170V168H38L39 170V167L38 166H34L31 164H29L28 162L27 163H21L19 164ZM45 162V161H44ZM51 162V161H50ZM66 162V161H65ZM126 162V161H125ZM130 162H131V159H130ZM139 162V161H138ZM149 162V161H148ZM184 162H187L186 160ZM182 162V164L184 163ZM213 162V161H212ZM211 162V163H212ZM242 162V161H241ZM246 162V160H245ZM35 163V161H34ZM62 163V162H61ZM90 163V162H89ZM119 164H121L120 162H118ZM118 163H114V165L118 168ZM133 163V162H132ZM54 164V163H53ZM60 164V163H59ZM83 164V163H82ZM94 164V163H93ZM92 164V165H93ZM99 164V162H98ZM131 164V163H129ZM135 164V163H134ZM138 164V163H136ZM141 165L137 166V168L132 171L128 170L129 172H125L126 170L124 168L127 167V163H123L122 166H121V170L120 171H114L112 169V167L108 168L104 173L105 175H103L102 179L100 177L101 180H105L106 179V182L108 181L110 183V185L112 187L115 188V186L119 188L122 187H126L124 188L125 190H128L129 192L131 191V189H139L138 188V185L141 186L143 189V192L144 191H147L148 189L147 188H144V186L146 184H150L148 181H145L146 177L144 176L145 173L148 174V172H151V171H148V172H144V168L147 170L146 168V165H142V161L140 163ZM210 165V163H208ZM213 164V163H212ZM222 164V163H221ZM224 164V163H223ZM245 164V163H244ZM16 165V164H15ZM81 165V164H80ZM112 165V164H111ZM113 165V166H114ZM220 165V163H219ZM10 166V165H9ZM18 166V168H19ZM61 166V165H60ZM77 166V165H76ZM84 166V164L82 165ZM87 166V165H86ZM91 166V165H90ZM114 166V167H115ZM135 166V165H134ZM156 166V167H157ZM214 166V165H213ZM41 167V165H40ZM59 167V166H58ZM64 167V166H63ZM66 167V166H65ZM64 167V168H65ZM81 167V166H79ZM113 167V168H114ZM162 167V168H164ZM194 167V168H195ZM210 167V166H209ZM35 168V169H36ZM68 168V167H67ZM92 168V167H90ZM132 168V167H131ZM135 168V167H134ZM152 168V167H151ZM154 168V166H153ZM152 168V170H153ZM211 168L213 169V167L211 166ZM215 168V166H214ZM26 169V168H25ZM43 169V168H42ZM72 169V168H71ZM81 169V168H80ZM86 169V167H85ZM89 169V168H88ZM123 169L125 171H123ZM159 170V168H156ZM37 170V169H36ZM118 170V169H117ZM145 170V171H146ZM151 170V169H150ZM155 170V169H154ZM218 170V169H217ZM28 171V170H27ZM77 171V170H76ZM104 171V170H103ZM47 172V171H46ZM49 172V171H48ZM51 172H53V174L55 173L54 170ZM78 172V171H77ZM212 172V170H211ZM10 173V172H9ZM28 173V172H27ZM50 173V172H49ZM48 173V174H49ZM65 173V172H64ZM164 173L165 176L163 175ZM213 173V172H212ZM215 173V172H214ZM5 174V173H3ZM32 174V173H31ZM36 175H32L33 176V179H31V177H29L28 179H22L21 181L23 182V184H28L29 183L31 184V186L33 184H42L41 186H43V183H45L46 179L48 178H42L40 179V176L42 175L40 173V176L38 173H35ZM66 174V173H65ZM101 174V173H100ZM156 174H159V173H156ZM201 174V175H200ZM14 175V174H13ZM17 175V174H16ZM46 175V174H45ZM55 175V174H54ZM62 175V174H61ZM70 175V174H69ZM149 175V174H148ZM195 175V174H194ZM5 176V175H4ZM44 176V175H42ZM50 176V175H49ZM59 176V175H58ZM57 176V177H58ZM68 176V175H67ZM101 176V175H100ZM150 176V175H149ZM192 175H190V178H191ZM46 177V176H45ZM61 177V176H60ZM70 177V176H69ZM68 177V178H69ZM88 178V180H90L92 186L91 189L89 188V190H87V188H85V185H78L76 182V179L74 183H72L70 185V187H73V190H69L67 189V192L68 193V196L65 198L64 201H52V200H47V203L44 202V201H40L38 199V197L40 198H43L45 194L44 192V188H36L35 190H30L28 189L29 192H26L25 189L28 188V186L25 184L22 186V189L24 188L25 186V189L24 191L20 188V191L21 193H18V191L14 190V189H8L7 188H4L6 187V185H3L4 183H6V181L4 179H0V205H4V207H8V205L12 204V205H17L16 207L18 208L19 211H17L20 215H13L15 217V219H11V217H8L7 219H10V222L11 224L7 225L8 223H6V227L3 225H0L1 229L4 230L5 232H8L9 233H4L5 234H2V231L0 233V240L3 242L5 238H9V237H12V241L14 238H17L14 242L16 243H19L20 244V241L22 240L26 246H25V249L26 248H31L33 249V247L35 248L33 251L34 252H37L38 256V261H36L37 264H103L102 262H105L103 261L105 258L108 259V262L110 261H114L112 259H114L113 257L117 254L119 255L118 257L119 258H123L122 256L123 255H126V262L127 260L131 263L132 260H135L134 262H136V264H139L140 261L138 262L137 260L140 259L139 257L141 256V254L139 255L138 253H135V251H138V247L140 246H145V247H149V244H148V241H149V237L151 238V231L155 232L157 230V226L155 229L153 230H150L148 228L147 230V224H146V227H144L142 224H140L141 226H139L138 224L136 225V223L132 224H125L126 222V219H124L125 221H120L118 223L119 226L116 225V222H114L113 220V223H114V226H117L119 229H123L122 232H126V231H130L131 229H135L133 233L134 236L132 235H126L124 234V236H120V234L118 233V235L121 237H119L117 234V231L118 229L116 230V234L113 235L116 236H111L112 238L115 239L114 243H113V239H112V242L110 240H104V237L100 235H98V233L96 232L97 230L99 231V228L95 230H93L92 228H86L87 225L89 226L88 223H86V226L83 225V219L85 218V215H86V211H87V214H88V210L87 209H91L90 207L92 206H88L86 205L87 202H91L93 203L94 200H97L103 204H105L106 207L108 206H111V205H115L117 206L118 204H126L128 205L129 207H133V208H137V211L139 210V212L141 214H147L148 212L150 213L151 211H149V208L152 209V204H150L149 206V201H146V198H147V195L148 197L150 196V192L143 194V195H139V197L137 196H134L135 194H131L129 193L128 191L127 192H122L120 193L119 191H117V194L120 198L116 199L111 193L114 192L115 190L117 189H112L111 191H109V189H107V186H100L98 188V185H99V182L101 181L99 179L98 176L96 175H90V176H86ZM153 177V176H152ZM151 177V178H152ZM220 177V176H219ZM20 178H23V177H20ZM52 178V177H51ZM54 178H56L54 176ZM67 178V177H66ZM72 178V177H71ZM70 178V179H71ZM85 178V177H84ZM158 178V179H159ZM169 178V179H167ZM193 178V176H192ZM31 179V180H30ZM135 179V180H134ZM157 179V180H158ZM3 180L5 182H3ZM24 180V181H23ZM41 180L43 181V183H41ZM83 180V179H81ZM195 180V179H194ZM198 180V178H197ZM200 180V179H199ZM211 180V181H210ZM8 181V180H7ZM49 181V180H47ZM69 181V180H68ZM136 181V182H134ZM152 181V180H151ZM159 181V180H158ZM202 181V180H200ZM199 181V182H200ZM54 182V181H53ZM52 182V183H53ZM71 182V181H70ZM69 182V183H70ZM85 182V181H84ZM102 182V181H101ZM137 182H139V184L137 185ZM148 182V183H147ZM178 182V181H176ZM193 182V181H192ZM48 183V182H47ZM108 184V187L110 186ZM159 183V182H158ZM195 183V182H194ZM12 184V183H11ZM49 184V183H48ZM88 184V183H86ZM90 184V185H91ZM102 184V183H101ZM153 184V183H152ZM183 184V182H182ZM183 184V186H184ZM202 185V183H200ZM214 184V183H213ZM20 185V183H19ZM53 185V184H51ZM68 185V184H67ZM156 185V183L154 184ZM153 185V186H154ZM162 185V186H163ZM30 186V185H29ZM55 186V185H54ZM12 187V186H10ZM36 187V186H35ZM46 187V186H45ZM49 187V186H48ZM128 187V189H127ZM156 187H159V186H156ZM32 188V187H31ZM63 188V187H62ZM150 188V187H149ZM34 189V188H33ZM123 189V190H124ZM133 189V190H134ZM135 189V190H136ZM157 188H155V186L153 187V190L155 191ZM161 189V188H160ZM183 189V188H182ZM52 190V189H51ZM122 190V189H121ZM136 190V192H137ZM164 190V189H163ZM199 190V189H198ZM53 191V190H52ZM62 191V190H61ZM26 192V193H25ZM31 192V193H30ZM59 192V191H58ZM135 192V193H136ZM210 192V190H209ZM133 193V192H132ZM156 192L154 193H151V194H154V195H157L155 194ZM211 193V192H210ZM22 194V195H20ZM55 194V193H54ZM137 194V193H136ZM56 195V194H55ZM58 195V194H57ZM19 196H22V197H19ZM33 196L36 198H33ZM54 196V195H53ZM152 196V195H151ZM159 196V197H160ZM117 197V196H116ZM157 197V196H156ZM40 198V199H41ZM153 198V197H152ZM32 199V200H30ZM62 199V198H61ZM206 199V198H205ZM210 199V198H209ZM45 200V201H46ZM207 200V199H206ZM29 201H31L30 203H28ZM96 201V202H97ZM211 201V200H210ZM58 202V203H57ZM205 202V201H204ZM203 202V203H204ZM207 202V201H206ZM205 202V203H206ZM118 203V204H117ZM152 203V202H151ZM204 203V204H205ZM209 203V202H208ZM97 205V203H95ZM154 204V203H153ZM156 204V205H157ZM162 204V205H161ZM1 205V206H2ZM90 205V204H89ZM155 205V204H154ZM1 206H0V210H1ZM88 206V208H87ZM95 205H93L94 207ZM104 206V207H105ZM160 206V207H159ZM167 206V207H168ZM4 207H2L4 209ZM16 207H13V208H16ZM92 207V208H93ZM96 207V206H95ZM99 206H97L98 208ZM101 207V206H100ZM103 207V208H104ZM118 207V206H117ZM116 207V208H117ZM154 207V206H153ZM176 207H173L174 210L173 211H179V209H177ZM22 208V209H21ZM132 208V209H133ZM172 208V207H171ZM196 208V211L194 210ZM2 209V210H3ZM6 209V208H5ZM4 209V210H5ZM106 209V208H105ZM104 209V210H105ZM128 209V208H127ZM180 209V210H181ZM183 209V210H184ZM201 209V210H202ZM210 209V208H209ZM212 209V208H211ZM1 210V211H2ZM8 210V209H7ZM102 210V209H101ZM154 209H152L153 211ZM159 210V211H160ZM164 210H168L169 209H164ZM184 210V211H185ZM205 210V211H206ZM12 211L9 212L11 215H12ZM90 211V210H89ZM96 211V210H94ZM136 211V212H137ZM176 211V215L177 216V212ZM182 211V210H181ZM187 211V210H186ZM185 211V212H186ZM189 211V212H190ZM200 211V210H198ZM5 212V211H4ZM3 212V213H4ZM93 212V211H92ZM163 212V211H162ZM188 212V213H189ZM206 212L208 213V215L206 214ZM204 214H206L205 216L209 217V216H213L214 218L216 219H219V217L217 218V216H220L221 218L223 217L224 219V222L229 223L231 220L233 219H230V215L229 214H221L219 215L217 213V211H215L214 209L212 210H207ZM2 213V214H3ZM7 213V211L5 212ZM8 213V214H9ZM138 213V212H137ZM180 213V212H179ZM201 213H203V211H201ZM7 214V215H8ZM9 214V215H10ZM15 214V213H14ZM90 214V213H89ZM94 214V213H93ZM123 214V213H122ZM139 214V213H138ZM166 214V213H165ZM181 214V213H180ZM200 214V213H199ZM211 214V215H210ZM5 215V214H4ZM6 215V216H7ZM198 215V214H197ZM203 214H201L202 216ZM261 215V214H259ZM18 216V217H17ZM113 216V215H112ZM123 216V215H122ZM172 216V215H171ZM200 216V215H199ZM198 216V217H199ZM204 216V217H205ZM104 217V216H103ZM206 217V218H207ZM0 218H4V217H1V214H0ZM108 218V217H107ZM186 218V216H185ZM184 218V219H185ZM220 218V219H221ZM232 218V217H231ZM1 219V220H2ZM88 219V218H87ZM104 219V220H103ZM103 222H105V218H103ZM139 219V218H138ZM187 219V218H186ZM196 219V220H195ZM194 220L197 221L198 219L195 218ZM210 219V218H209ZM219 219V221H220ZM222 219V220H223ZM263 219V218H262ZM6 220V219H5ZM3 220V221H5ZM108 220V219H107ZM117 220V219H115ZM120 220V219H119ZM123 220V219H121ZM192 220V219H191ZM200 220V218H199ZM7 221V220H6ZM13 223H12V222ZM85 221V220H84ZM91 221V220H90ZM100 221V220H99ZM109 221V220H108ZM107 221V222H108ZM188 221V220H187ZM193 221V220H192ZM190 221V222H192ZM217 221V220H216ZM86 222V221H85ZM89 222V221H87ZM101 222V221H100ZM202 222H204L203 218H202ZM208 222V221H207ZM214 222V221H213ZM223 222V221H222ZM233 222V221H232ZM94 223V222H93ZM98 223V222H97ZM96 223V224H97ZM188 223V222H186ZM199 225H198V224ZM200 221L196 222L197 225H194L195 227L197 226H201L204 227L206 225V222H204L203 224L201 223ZM218 223V222H217ZM91 224V222H90ZM173 224V223H172ZM225 224V223H224ZM231 222L227 225H230ZM95 225V224H94ZM98 225V224H97ZM145 225V223H144ZM156 225V224H155ZM154 225V226H155ZM188 225V224H187ZM190 225V224H189ZM204 225V226H203ZM213 225H216V224H213ZM211 224V226H213ZM136 226H139V229L137 230L136 229ZM153 226V224H152ZM162 226V225H161ZM182 227V225H180ZM193 226V225H192ZM91 227V226H89ZM96 227V226H94ZM98 227V226H97ZM177 227V226H176ZM185 227V226H184ZM194 227V229H195ZM227 227V226H226ZM106 228H108L106 226ZM116 229V227H113ZM112 228V229H113ZM144 228V229H143ZM170 228V227H169ZM168 228V229H169ZM174 228V227H173ZM207 228V227H205ZM214 229H217V225L216 227H211V230ZM222 229H224V227H221ZM7 229V230H6ZM111 229V228H110ZM109 229V230H110ZM114 229V231H115ZM152 229V228H151ZM177 229V228H176ZM182 229V228H181ZM180 229V230H181ZM187 229V227H186ZM185 231H189V227L188 229ZM193 229V228H192ZM219 229V227H218ZM50 230H52L54 232L51 233V235H49L48 233H50ZM180 230L178 232H180ZM183 230V229H182ZM191 230V228H190ZM203 230V229H202ZM120 231V230H119ZM118 231V232H119ZM159 232L162 231V233H164L165 231L164 230H158ZM157 231V232H158ZM204 231V230H203ZM226 231H230L229 228L226 229ZM94 232H95V235H98L96 236L97 238H99V240H96L97 238L94 237ZM109 232V231H107ZM111 232V231H110ZM131 232V231H130ZM153 232H152V235H153ZM156 232V234H157ZM171 232V231H170ZM168 232V234L170 233ZM191 232V231H190ZM189 232V233H190ZM212 232V231H211ZM222 232V230H221ZM220 232V234H221ZM237 232V231H236ZM236 232H235V235H236ZM182 233V232H180ZM185 233V232H183ZM182 233V234H183ZM192 233V232H191ZM209 233V232H208ZM218 233V232H217ZM233 233V232H231ZM6 234H9V236L7 235V237L4 238V236ZM53 234V235H52ZM100 234V233H99ZM132 234V232L130 233ZM177 234V233H176ZM179 234V233H178ZM181 234V235H182ZM214 235V233H212ZM224 235H227L226 236V239L225 241L223 242L224 244H226L227 246H231L232 244L230 243L231 240H229V235L228 233L225 234L223 233ZM161 235V234H160ZM174 235V234H173ZM180 235V234H179ZM215 235H219V234H215ZM214 236H210V237H207L206 241H208L209 245L211 243H213V241L215 240L214 239ZM110 237V235H108ZM155 236V234H154ZM152 236V237H154ZM162 236V235H161ZM204 236V235H203ZM220 236V235H219ZM14 237V238H13ZM108 237V238H109ZM166 237V235H165ZM169 237V235H168ZM205 237V236H204ZM232 239H233V236H231ZM236 237V236H235ZM7 238V239H8ZM19 238V240H18ZM101 238V239H100ZM195 238L194 240H196L197 238L196 237H193ZM203 238V237H202ZM222 238V239H223ZM121 239L124 241V243L126 244L127 242H130L132 244H135L136 243L138 245H131L133 248H130L128 250V252L126 253L125 249V246L123 247V245H125L123 242H121ZM157 239V238H156ZM182 239V238H181ZM186 239V238H185ZM184 239V240H185ZM205 239V238H204ZM203 239V240H204ZM6 240V239H5ZM10 240V238H9ZM102 240H104L102 242ZM182 239L181 242L184 241ZM189 240H192V238H189ZM199 240V238H198ZM21 241V244L23 243ZM96 241H98L97 243H99V245H103L105 248L108 249V252L111 251V244H116L117 246L114 247V245L112 246V249H115V251L118 249L116 248H119V251L116 253L114 252L115 255L112 254V251H111V254L113 256L112 259H110V255L111 254H108L109 257H106L103 258L100 253H98L99 251L98 250H102L100 248V246L96 243ZM153 241V240H151ZM2 242V243H3ZM157 242V241H156ZM180 242V244H181ZM197 242H200V241H197ZM205 242V241H204ZM0 242V249H3L1 247H3L5 244L3 243L2 244ZM23 243V245H24ZM144 243V244H143ZM152 243V242H151ZM185 243V242H184ZM19 244H17L19 246ZM20 244V246H22ZM170 244V243H169ZM188 244V243H187ZM193 244V243H192ZM196 244V243H195ZM201 244V243H200ZM207 244V242H205V245ZM218 244V243H217ZM10 245V244H9ZM98 245V246H97ZM119 245V246H118ZM182 245V244H181ZM184 245V244H183ZM202 245V244H201ZM28 246V247H27ZM32 246V247H31ZM102 246V247H103ZM128 246V245H127ZM215 246V245H214ZM234 246V244H233ZM10 247V246H9ZM8 247V248H9ZM24 247V246H23ZM123 247V248H122ZM137 247V248H136ZM182 247V246H180ZM15 248V247H14ZM13 248V250H14ZM100 248V249H98ZM142 248V247H141ZM144 248V247H143ZM195 248L194 246L192 247V249ZM10 249V248H9ZM12 249V248H11ZM24 249V250H25ZM107 249H103V252L106 253ZM128 249V247L126 248ZM148 249V248H147ZM8 250V249H7ZM122 250V251H120ZM141 250V249H140ZM191 250V249H189ZM188 250V251H189ZM197 250V248L195 249V251ZM4 251V250H3ZM29 251V249H28ZM31 251V252H33ZM178 253H184L185 249L184 250H177ZM208 251V250H207ZM212 251V250H210ZM26 252V251H24ZM102 252V251H101ZM102 252V253H103ZM186 252V251H185ZM1 253V252H0ZM12 255L14 254L13 251L10 252L9 254ZM16 253H19L18 251ZM15 253V254H16ZM27 253V252H26ZM187 253V252H186ZM6 254V253H4ZM19 254H22V253H19ZM19 254H17L16 256H19ZM35 254H33L32 257H34ZM103 255V254H102ZM105 255V254H104ZM116 255V256H117ZM15 256V255H14ZM152 256V255H151ZM12 257V256H11ZM116 257V258H118ZM143 257V256H142ZM154 257V256H153ZM152 257V258H153ZM177 257V256H176ZM136 258V259H135ZM4 259V260H2ZM5 256L2 254L0 256V264H8L9 262H11V260L6 259L7 261H5ZM13 259V258H12ZM145 259V258H143ZM143 259L141 258V262L143 261ZM146 259H149V257ZM144 260L145 263L144 264H154V260ZM156 259V258H155ZM188 259V258H187ZM215 259V258H214ZM9 260V262H8ZM18 260V259H17ZM16 260V261H17ZM106 260V259H105ZM124 260V258L122 259ZM13 261V260H12ZM15 261V260H14ZM107 261V260H106ZM121 261V260H120ZM148 261V262H146ZM153 261V262H152ZM156 261V260H155ZM200 261V260H199ZM18 262V261H17ZM116 262V261H115ZM138 262V263H137ZM152 262V263H150ZM17 264V263H16ZM20 264H21V261H20ZM24 264V263H23ZM106 264V263H104ZM108 264H111V263H108ZM115 264V263H114ZM123 264V263H122ZM125 264V263H124ZM134 264V263H133Z\"/></svg>","mask_w":264,"mask_h":264}]
</instances>
